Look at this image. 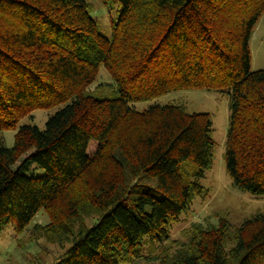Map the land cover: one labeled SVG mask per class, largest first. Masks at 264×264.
Returning <instances> with one entry per match:
<instances>
[{
    "label": "trees",
    "instance_id": "16d2710c",
    "mask_svg": "<svg viewBox=\"0 0 264 264\" xmlns=\"http://www.w3.org/2000/svg\"><path fill=\"white\" fill-rule=\"evenodd\" d=\"M100 2L119 11L111 38L88 0H0V234L13 225L19 247L59 246L53 264H139L145 250L156 264H264L261 211L170 239L208 194L215 143L210 115L157 103L229 92L227 173L264 196V71L251 72L250 50L264 0ZM102 68L111 83L93 88ZM55 108L44 130L23 126L4 146V132ZM33 166L45 175L29 176ZM41 211L49 223L22 239Z\"/></svg>",
    "mask_w": 264,
    "mask_h": 264
},
{
    "label": "rangeland",
    "instance_id": "374dc122",
    "mask_svg": "<svg viewBox=\"0 0 264 264\" xmlns=\"http://www.w3.org/2000/svg\"><path fill=\"white\" fill-rule=\"evenodd\" d=\"M94 6L91 15L99 23L101 33L111 38L112 26L119 18L118 8L108 10L100 3V0H88ZM251 72L264 71V14L255 26L251 40ZM111 83L110 77L104 68L100 70L96 87L99 84ZM158 104L181 103L187 106L189 112L197 114H208L212 122V135L215 143L213 165L201 179L202 187L208 191L204 198H196L192 206L180 218V221L170 229V239L184 241L182 232L194 223H204L208 220L211 224H218L216 215H226L229 223L233 226L241 225L256 212H264V196L258 197L243 192L234 187L230 179L225 162L226 141L230 128V95L229 92L197 91L172 93L157 101ZM152 103L139 104L137 108L143 110ZM58 108L34 112L31 116L23 119L15 130L3 133L4 146L11 149L14 146L15 136L23 126H35L44 130ZM29 176L42 177L45 171L33 166ZM149 188L156 187V179L145 178L141 182ZM49 223V218L41 211L22 235V239H29L31 230L37 224ZM89 225L92 222H88ZM13 225L7 227L0 234V264H53L63 250L57 246L39 240L26 248L18 246ZM25 239V241H26ZM148 250L143 253V258L138 260L139 264H156L149 260Z\"/></svg>",
    "mask_w": 264,
    "mask_h": 264
}]
</instances>
